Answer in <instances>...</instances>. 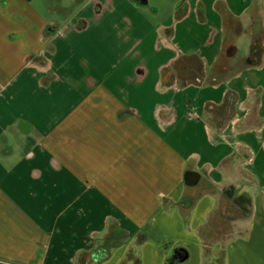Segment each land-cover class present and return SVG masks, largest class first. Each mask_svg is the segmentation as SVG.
Returning a JSON list of instances; mask_svg holds the SVG:
<instances>
[{"label":"crops","instance_id":"0c3cea01","mask_svg":"<svg viewBox=\"0 0 264 264\" xmlns=\"http://www.w3.org/2000/svg\"><path fill=\"white\" fill-rule=\"evenodd\" d=\"M262 19L264 0H0V264H264Z\"/></svg>","mask_w":264,"mask_h":264},{"label":"trees","instance_id":"16d2710c","mask_svg":"<svg viewBox=\"0 0 264 264\" xmlns=\"http://www.w3.org/2000/svg\"><path fill=\"white\" fill-rule=\"evenodd\" d=\"M261 52V47L259 44H253L251 47L249 59L251 61H254L257 57H259V54ZM223 194L228 197L229 199L233 200V203L243 210L246 214L250 213V200L249 198H246L245 201L247 203V208L242 207V199L240 197H234L235 191L233 190L232 187L226 188L223 190ZM184 204H187V199L183 200ZM189 204V203H188ZM119 233L117 229H111L108 233L107 236L105 237V242L102 246L98 247L93 255L92 259L96 261L97 263L104 260L105 258L108 257L109 255V250L112 248L116 243L119 242ZM186 250L184 248H177L165 261V264H176L179 260L186 258Z\"/></svg>","mask_w":264,"mask_h":264},{"label":"water","instance_id":"95a60500","mask_svg":"<svg viewBox=\"0 0 264 264\" xmlns=\"http://www.w3.org/2000/svg\"><path fill=\"white\" fill-rule=\"evenodd\" d=\"M200 175L194 171H189L185 176H184V182L189 185H195L198 180H199Z\"/></svg>","mask_w":264,"mask_h":264},{"label":"rangeland","instance_id":"374dc122","mask_svg":"<svg viewBox=\"0 0 264 264\" xmlns=\"http://www.w3.org/2000/svg\"><path fill=\"white\" fill-rule=\"evenodd\" d=\"M262 20H264V19H262ZM264 22V21H263ZM222 193H223V190H222ZM234 197H240L241 199H242V207L244 208H247L248 206H247V203H246V201H245V199L247 198V197H245L243 194H240V195H238L237 194V192L235 193V195H234ZM226 198H228V197H226ZM229 199V198H228ZM230 201H231V203H233V200L232 199H229ZM240 209V208H239ZM239 213H241V216L242 217H247L249 214H246L245 212H243V210H239ZM225 229L226 230H229V228L227 227V226H225Z\"/></svg>","mask_w":264,"mask_h":264}]
</instances>
